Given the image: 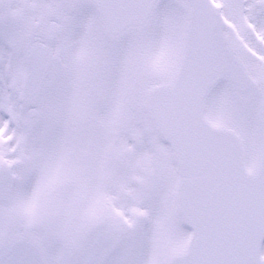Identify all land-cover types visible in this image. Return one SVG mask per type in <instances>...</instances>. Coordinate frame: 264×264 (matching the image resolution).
<instances>
[{"label": "snow or ice", "instance_id": "1", "mask_svg": "<svg viewBox=\"0 0 264 264\" xmlns=\"http://www.w3.org/2000/svg\"><path fill=\"white\" fill-rule=\"evenodd\" d=\"M0 264H264V0H0Z\"/></svg>", "mask_w": 264, "mask_h": 264}]
</instances>
